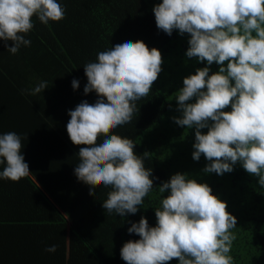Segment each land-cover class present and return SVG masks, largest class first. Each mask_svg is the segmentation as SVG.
<instances>
[{
    "label": "clouds",
    "instance_id": "clouds-1",
    "mask_svg": "<svg viewBox=\"0 0 264 264\" xmlns=\"http://www.w3.org/2000/svg\"><path fill=\"white\" fill-rule=\"evenodd\" d=\"M151 11L158 30L187 34L185 63L203 62L182 77L174 97L177 115L171 117L194 133L192 159L203 155L206 174L223 175L239 165L264 188V0H159ZM64 15L62 0H0V41L15 54L31 44L33 17L48 24ZM214 62L218 68L212 71ZM162 63L157 47L124 37L98 48L95 59L83 64V92L95 89L96 95L67 110L65 129L78 145L76 175L89 192L97 183L109 189L101 202L108 213L135 214L157 179L145 167L148 151L137 154L130 137L110 130L132 119L136 101L148 94ZM78 86L74 77L71 87ZM47 87V80L38 79L20 92L35 95ZM21 140L15 131L0 133V179L18 181L29 174ZM198 175L177 171L157 185L162 195L153 208L155 223L141 215L126 229L138 234L119 249L126 264L173 258L176 264H233L237 217ZM55 248L53 243L44 250Z\"/></svg>",
    "mask_w": 264,
    "mask_h": 264
},
{
    "label": "trees",
    "instance_id": "trees-1",
    "mask_svg": "<svg viewBox=\"0 0 264 264\" xmlns=\"http://www.w3.org/2000/svg\"><path fill=\"white\" fill-rule=\"evenodd\" d=\"M62 2L63 19L42 24L33 17L29 46L11 54L0 41V133L22 134L21 151L30 170L18 181L7 179L18 184L14 183L13 193H1L6 188H0L4 197L0 196V264H126L119 249L124 241L138 238L127 227L141 215L149 224L155 223L153 208L162 195L157 185L177 171L199 174L197 179L207 182L237 217V226L231 229L236 234L230 250L233 264H264V188L239 165L223 175L202 173L203 155L198 161L191 157L194 133L171 119L177 115L174 97L182 77L203 66L191 58L184 62L187 34L181 36L174 30L169 36L156 28L151 9L159 0ZM124 37L157 47L163 60L148 94L136 101L132 119L110 130L130 137L137 154L148 151L145 167H151L157 177L141 207L127 217L101 207L107 187L97 183L95 191L89 192L88 183L76 175L73 164L78 145L65 129L67 110L96 95L95 89L83 92V64L95 59L98 48ZM210 67L212 71L218 68L215 62ZM74 77L79 80L75 90L71 87ZM38 79L48 81L44 91L21 94V89L30 88ZM30 188L39 194L36 202L49 206V214L29 213ZM46 192L63 212L48 202ZM65 216L71 220L70 228ZM53 243L55 251L46 252L45 246ZM177 259L165 264H176Z\"/></svg>",
    "mask_w": 264,
    "mask_h": 264
},
{
    "label": "crops",
    "instance_id": "crops-1",
    "mask_svg": "<svg viewBox=\"0 0 264 264\" xmlns=\"http://www.w3.org/2000/svg\"><path fill=\"white\" fill-rule=\"evenodd\" d=\"M3 180L4 181L2 182V185L0 184V188L1 189L6 188V189L3 192H1V193H7V192L8 193H13L14 192V189H15L14 187H16V185H18L17 182L16 183L14 182L16 184V185H14L13 182H8L7 179H3ZM27 191H29V195H28L29 196L28 197L29 199H26L27 202L26 201L25 202H26L27 206L30 208L29 209V213H31L32 215H34L37 212L40 213V211H42L41 213H45V215H46V214H49L51 212L49 206L48 205H45V202H43V205L42 206L40 205V204H42V201H37L36 202L37 196H39V194L36 193L35 190H33L32 188H30V190H27ZM1 193H0V196H1ZM45 194H46V197L48 199V202H50L52 205L56 206L60 212H63L57 206L58 203H56L54 201L53 196H51L49 192H46ZM12 196L13 195H11V197ZM1 198H4V197L1 196ZM20 215L22 216V213ZM65 218H66V221H67V227L70 228L71 220L67 216H65ZM35 229L37 230L38 228H35ZM6 234H10V233L6 232ZM10 238H11L10 239L11 241H16L17 240L16 238H13V237H10Z\"/></svg>",
    "mask_w": 264,
    "mask_h": 264
}]
</instances>
